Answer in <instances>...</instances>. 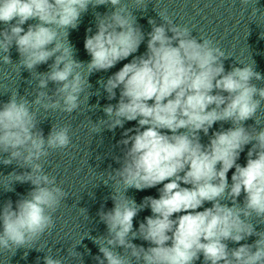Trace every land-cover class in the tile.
Segmentation results:
<instances>
[{
    "label": "clouds",
    "instance_id": "1",
    "mask_svg": "<svg viewBox=\"0 0 264 264\" xmlns=\"http://www.w3.org/2000/svg\"><path fill=\"white\" fill-rule=\"evenodd\" d=\"M250 2L240 0L242 15ZM102 5L110 10L94 12L96 31L89 28L84 41L90 60L80 61L70 30L79 27L90 7ZM146 10L145 0H135V10L125 0H0V62L13 64L15 46L14 68L35 75L39 89L32 100L12 91L0 104V164L23 169L4 175L5 192L15 191L17 183L31 185L15 204L9 199L0 205V251L15 255L33 249L55 227L54 215L68 197L45 164L53 152L70 146L71 125L52 124L45 136L38 110L72 114L85 103L89 110L99 108L88 104L101 94L91 91L89 77L132 56L107 80L97 81L109 101L117 99V90L119 99L103 107L106 118L90 119L95 134L136 121L118 142L120 167L103 181L112 182L113 207L98 212L106 235L91 236L100 253L97 264H196L201 257L202 264H264V229L253 223V218L264 221V127L257 119L264 86L253 82L264 81V75L240 62L242 67L226 71L230 56L213 39L193 36L187 25L174 23L166 9L157 13L160 25L149 18L151 31L145 34L134 11ZM257 13L264 15L256 5L250 15ZM145 35L146 51L133 55ZM40 65L48 71H36ZM50 83L55 85L51 95ZM248 120L255 123L246 126ZM217 123L220 128L209 135ZM201 133L208 143L201 142ZM158 185V198L147 196L138 204L127 195L129 189ZM145 209L151 215L134 228V218ZM250 237L256 238L251 244L241 243ZM136 239L148 247L133 243ZM43 261L63 264L50 254Z\"/></svg>",
    "mask_w": 264,
    "mask_h": 264
}]
</instances>
